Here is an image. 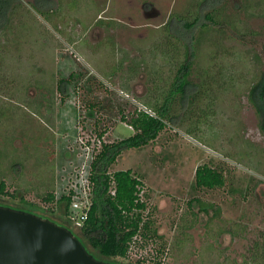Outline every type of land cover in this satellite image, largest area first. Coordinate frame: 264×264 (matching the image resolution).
<instances>
[{
    "label": "rangeland",
    "instance_id": "rangeland-1",
    "mask_svg": "<svg viewBox=\"0 0 264 264\" xmlns=\"http://www.w3.org/2000/svg\"><path fill=\"white\" fill-rule=\"evenodd\" d=\"M51 1L46 16L28 0L17 3L9 37L0 39V204H34L68 224L56 200L75 184L81 165L97 158L101 143L134 132L123 114L150 111L154 72L161 55L170 57L167 22L196 0ZM224 3L222 15L208 21L194 64L196 75L203 67L226 74V89L209 85L214 110L201 113V100L194 112L200 123L168 124L109 167L132 169L143 182V233L131 241L125 263L264 261V135L248 99L264 71V0ZM181 57L162 68L166 89ZM202 164L223 170L224 184L197 187ZM52 192L54 201L46 199Z\"/></svg>",
    "mask_w": 264,
    "mask_h": 264
},
{
    "label": "trees",
    "instance_id": "trees-1",
    "mask_svg": "<svg viewBox=\"0 0 264 264\" xmlns=\"http://www.w3.org/2000/svg\"><path fill=\"white\" fill-rule=\"evenodd\" d=\"M21 1L23 0H0V39L9 37L6 33L13 24L11 12ZM28 1L44 16L54 11V1ZM224 2L225 0H196L185 13L171 15L167 22L170 57L161 55L163 64L157 71L152 69L155 71L154 87L150 89L145 100L150 111L136 109L131 114H123V119L133 127L134 132L119 142L103 143L92 164L94 196L88 218L82 225H75L69 219L70 205L75 194L73 190L63 193L57 200L53 192L46 197L52 201L56 200L59 213L63 217H68L70 224L60 223L40 214L35 210L34 204L25 203V207H11L49 218L68 228L86 250L99 260L129 264L123 262L122 258L128 255L133 238L143 233V211L146 203L139 196L143 182L132 169L110 172L109 167L124 150L146 145L157 138L168 124L183 127L186 124L187 127L190 122L200 123L202 114L194 118V112L199 108L201 100H206L201 113L205 108L214 110L216 98L214 88L209 85L212 83L219 91L226 89V83L223 81L226 74L221 69L212 71V68L203 67L196 75L194 64L197 63V49L205 33L210 29L208 21L215 22L216 18L222 15L226 6ZM178 54L182 56L181 60L175 62L172 80L166 89L160 84L164 75L162 68L166 64H172ZM167 75L168 78L171 77V73ZM158 90L160 94H153V91L155 93ZM248 99L256 110L259 128L264 135V71L250 86ZM224 179L223 170L210 164H202L196 169L197 187L215 188L223 185ZM112 189H115V194L112 193ZM0 191H4V182H1ZM43 212L47 213L44 210ZM157 264L162 263L159 261ZM261 264H264V261Z\"/></svg>",
    "mask_w": 264,
    "mask_h": 264
},
{
    "label": "water",
    "instance_id": "water-1",
    "mask_svg": "<svg viewBox=\"0 0 264 264\" xmlns=\"http://www.w3.org/2000/svg\"><path fill=\"white\" fill-rule=\"evenodd\" d=\"M0 264H115L95 258L66 227L0 205Z\"/></svg>",
    "mask_w": 264,
    "mask_h": 264
},
{
    "label": "built area",
    "instance_id": "built-area-1",
    "mask_svg": "<svg viewBox=\"0 0 264 264\" xmlns=\"http://www.w3.org/2000/svg\"><path fill=\"white\" fill-rule=\"evenodd\" d=\"M87 145V144H86ZM102 143L100 148H102ZM88 147V145H87ZM101 150V149H100ZM93 159V155H92ZM92 161V162H91ZM95 159L87 160L83 163L77 173V179L75 184H72L69 188L75 192L73 200L70 205L69 219L75 225H82L88 218L89 211L92 206L94 196V182L92 180L93 167L92 164ZM68 191V192H69ZM112 193L115 194V189H112Z\"/></svg>",
    "mask_w": 264,
    "mask_h": 264
},
{
    "label": "crops",
    "instance_id": "crops-1",
    "mask_svg": "<svg viewBox=\"0 0 264 264\" xmlns=\"http://www.w3.org/2000/svg\"><path fill=\"white\" fill-rule=\"evenodd\" d=\"M34 8V7H33ZM35 9V8H34ZM36 10V9H35ZM37 11V10H36ZM38 12V11H37ZM40 14V13H39ZM13 36V35H12Z\"/></svg>",
    "mask_w": 264,
    "mask_h": 264
},
{
    "label": "flooded vegetation",
    "instance_id": "flooded-vegetation-1",
    "mask_svg": "<svg viewBox=\"0 0 264 264\" xmlns=\"http://www.w3.org/2000/svg\"><path fill=\"white\" fill-rule=\"evenodd\" d=\"M11 207V206H10Z\"/></svg>",
    "mask_w": 264,
    "mask_h": 264
}]
</instances>
